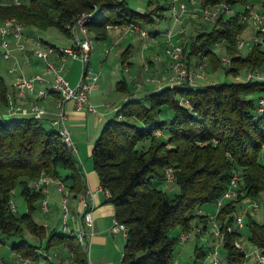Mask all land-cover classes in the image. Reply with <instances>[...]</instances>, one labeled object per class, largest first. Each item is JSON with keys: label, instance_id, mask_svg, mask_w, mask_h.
I'll return each instance as SVG.
<instances>
[{"label": "trees", "instance_id": "1", "mask_svg": "<svg viewBox=\"0 0 264 264\" xmlns=\"http://www.w3.org/2000/svg\"><path fill=\"white\" fill-rule=\"evenodd\" d=\"M221 3L231 8L244 5L245 10L228 16L221 13L211 29L199 31L189 43L183 42L188 65L196 56L218 68L221 58L214 46L227 41L232 57L227 72L236 76L243 67H263L262 44L253 45L246 54L236 47L237 37L247 27L242 18L248 13V0H203L209 6ZM152 5L153 0H149V9L139 10L127 0L0 3V21L15 18L27 27L55 26L69 34L79 17L89 15V31L97 39H106L108 25L137 23L147 28L171 8L170 1ZM130 55L128 47L122 53L123 60ZM117 89L128 91L127 81L119 80ZM260 92H264V78L163 85L142 97L132 95L104 122L94 141L92 157L100 184L107 192L106 200L115 206L116 220L128 228L123 264H172L180 235L192 232L195 218L204 223L211 221L199 209L222 197L235 174L239 175L236 194L225 200L215 219L223 235L225 264L245 262V249L235 244L241 237L235 223L239 205L259 201L264 192V111H259V99L264 95H257ZM7 96L8 85L0 75V103L5 106ZM51 119L8 117L0 110V232L16 239L11 249L23 257L40 260L43 246L49 249L63 245L74 262L88 264V250L74 233L58 227L48 230L35 218V203L43 193L36 191L32 183L42 171L63 177L75 194L86 188L82 164L65 145L59 130L50 124ZM169 169L179 186V192L173 195L160 187L167 182ZM18 187L28 205L22 214L11 207ZM245 214L249 217V241L264 253V223L253 218L249 209ZM175 227L180 228V234H170ZM28 233L40 243L33 242ZM208 251L196 246V264Z\"/></svg>", "mask_w": 264, "mask_h": 264}, {"label": "built area", "instance_id": "2", "mask_svg": "<svg viewBox=\"0 0 264 264\" xmlns=\"http://www.w3.org/2000/svg\"><path fill=\"white\" fill-rule=\"evenodd\" d=\"M172 11V18L175 22H180L183 16L187 15L190 11H199L202 13L201 19L205 21H211L216 19L221 13H228L231 11V7L225 3L218 4L216 6L204 5L203 0H170ZM1 4H21V0H0ZM248 13L242 18V21L246 24L253 26L255 30L250 38L239 35L236 39V47L242 49L245 46L264 44V11H255L248 7ZM89 20V15H83L79 17L77 21L70 26V35L73 37V43L67 46H57L53 43L40 39L37 41L38 46L28 49L21 38L26 34V26L23 22L11 18L4 21H0V34L1 45L5 48L3 55L5 58L10 59L13 57L9 43L12 39H17L18 46L23 52L25 57L30 62L31 57H36L38 60L46 64L45 72H37L31 76H27L24 73L17 75L13 81L17 95L20 98H31L29 104L17 102L13 95L7 96V111L3 113L6 116H33L35 118H43L47 116L50 111L45 106L44 102L50 96V94L56 95V107L57 111L55 116L51 119L50 124L57 128L61 134L62 140L65 145L76 151V142L73 139L71 130L67 125V114L65 111V105L68 101H73L75 105L80 109H87L90 112L96 113L98 108L95 104L90 102V93L95 88L100 78V73L92 70L90 66V58L93 50V38L89 34L90 31L86 25ZM122 25H108L107 28L119 29ZM127 32L138 33L142 37H152V31L146 27L131 23L125 25ZM178 32L184 34L185 27H181ZM166 35V47L165 52L170 59L171 75L165 79L166 81L161 85H169L171 87L178 84L198 85L197 77L201 74L194 73L187 68L185 61L184 46L180 41L174 40L173 27L167 28L164 32ZM78 59L83 62L84 69L83 74L79 81L72 85L70 81L64 75V64L68 59ZM221 60L224 64L230 65L232 63L231 56H222ZM17 67L14 70H17ZM254 78H264V74L257 71H250L242 80H250ZM148 81H154L152 78H148ZM162 81V80H161ZM188 103V100L184 101ZM259 111H264V96L259 99ZM239 175L235 174L231 180L229 188L224 195L217 199L215 205L219 210L225 203L227 198H230L236 194L235 187L237 186ZM174 181V175L172 170L169 169L167 174V182ZM33 188L36 191H41L43 197L40 199V208L44 211L51 210L50 206V191L51 187L55 186L60 194V208H61V227L65 232L74 233L80 244L87 249L90 246L89 237L93 235V231L88 229L93 223V214L90 208L89 190L87 188L74 193L69 184L63 177L53 176L45 171H42L40 175L33 181ZM76 202V203H74ZM74 204L77 205V209L74 208ZM11 207L16 210V205L11 199ZM260 205L257 201L252 205L253 210H258ZM236 226L241 227L244 224L243 215H236ZM113 232L117 233L123 231L127 233V226L116 220L111 226ZM232 226L228 227L231 230ZM213 234L222 243L223 235L220 229V225L215 221L213 225ZM191 236V233H182L180 235V241H186ZM236 246L242 247L240 240L235 241ZM18 254V253H17ZM211 257V264H224L222 258L218 252V246L214 249H209L208 253ZM256 264H264V253L257 249ZM18 257L24 261L25 264H35L30 257H23L18 254ZM72 264H77L73 261ZM204 264V263H200Z\"/></svg>", "mask_w": 264, "mask_h": 264}, {"label": "rangeland", "instance_id": "3", "mask_svg": "<svg viewBox=\"0 0 264 264\" xmlns=\"http://www.w3.org/2000/svg\"><path fill=\"white\" fill-rule=\"evenodd\" d=\"M129 4L138 9V7H143L147 8L149 0H127ZM169 2L170 0H153V5L151 7H154L158 2ZM22 4H29L30 0H21ZM236 10H245L244 5H235L233 8H231V11L228 13H225L227 16L234 13ZM255 11L262 12L263 10H258L253 8ZM164 13L170 17L172 16V11L170 9H167L164 11ZM187 15H190L189 18L185 19ZM187 15L183 16L180 20V24L178 26H172V22H167V20L163 21V19H159L155 25H149L147 27L148 30L150 31H156L159 26H161L162 30L165 31L164 29L175 27L174 30V35L178 32V30L181 27H185V32L184 34H180L179 37H182V40L180 42L183 44V42L189 43L193 36L197 34L199 31L203 29H211L213 26L214 20L211 21H205L201 19L202 13L199 11H190ZM244 16V15H243ZM164 17V16H163ZM173 18L171 17V20ZM170 24V26H169ZM247 29L245 34H241V36L248 37L250 38L252 34L254 33V29L252 25L247 24ZM253 30V33L251 31ZM109 30V29H108ZM28 31V32H27ZM110 31V30H109ZM119 35L118 38V43L110 42L109 40H105L103 38L97 39L95 35L90 32L89 34L93 38V50L91 53V58H90V66L93 71H104L105 73L101 75L102 79L105 80L106 84L113 83L111 80H114L110 78V75L112 72H116L114 76H116L117 73H120L119 79H125L128 84V89L129 91L134 89V78L136 77L140 82L138 83L140 86V83H147L149 84L150 82H147L146 80L148 78L154 79V81H160L159 75L156 72V69L146 71L143 69V63L145 62V58H152L156 59L158 56L161 57V60L158 63V67L161 66L162 63H166L167 58L163 53V48L165 51L166 43H164V40L166 42V35L162 34L159 35L155 38L152 37H142L138 33H131L127 32L126 27H120L116 31ZM179 33V32H178ZM1 34H0V75H2L7 82L13 83L15 77L17 75H20L21 73L26 74L27 76H31L37 72L43 73L45 72L46 64L44 62L43 65L36 66L34 64H30L28 62V59L25 57L23 52L20 50L17 42V39H12L11 42L9 43V48H11V51L13 53V57L10 59L5 58L3 55V51L5 48L1 45ZM43 39L45 41H48L50 43H53L57 46H67L71 45L73 43V37L70 34H66L62 32L59 28L55 26H50L47 29H39L34 26L27 27L26 26V34L24 35L23 38H21V41L25 43L28 49H32L33 47H37V41ZM130 44H134L133 47L130 48L131 55L128 59L132 58V61L134 64L132 65V69L129 72L126 70V67L123 65V57L121 55V52L119 53V49L121 48H128ZM146 44V46H145ZM165 44V45H164ZM264 47V44H262ZM128 46V47H127ZM253 45L245 46L242 49H239V51L242 54H246L248 50L252 47ZM132 49V51H131ZM215 52L219 55L221 58L222 56H230L229 52L227 51V41H222L220 43H217L214 46ZM106 53L108 54V59L105 60V55ZM166 53V52H165ZM167 55V54H166ZM168 56V55H167ZM34 59H37L36 57H33ZM169 58V57H168ZM20 60V65L17 67V70H14V68L17 66V61ZM38 60V59H37ZM170 61V59H169ZM185 61L186 60V55H185ZM220 65L218 68H213L212 66L208 65V62H201L198 57L192 56L191 57V62L188 65L187 63V68L193 71L194 73L201 74L202 76L197 77V79L200 80V78H203L205 75L208 77L207 80H215V82H229L235 79V75H233L230 72H227V68H229L230 65H226L222 62L220 59ZM66 63L67 66L70 67L69 70L66 68ZM64 64V73H68L65 75L68 80L70 78L77 79V81H73L70 83L72 85H75L79 79L81 78L83 74V69L84 65L83 62L78 60V59H68V62ZM170 66V62H169ZM71 70V71H70ZM261 71L264 74V66L263 67H243L240 71L239 74L236 75L238 78H244L246 74L250 71ZM171 71V68H170ZM167 73V71H166ZM241 73V75H240ZM171 75V74H170ZM133 76V77H132ZM158 78V79H156ZM198 81V80H197ZM200 82V81H199ZM114 84V83H113ZM116 90V89H115ZM117 91V90H116ZM120 92H125L124 90H120L118 94H115V97H113L112 101L117 102L118 97L121 95ZM118 95V96H116ZM257 95H264V92L257 93ZM49 97H54L53 94H50ZM45 106L49 109V101L44 102ZM158 134L162 135L160 132H157ZM87 158L85 161H80V163L86 165H90L93 167L94 161L92 157V151H90L87 155ZM66 171L64 170L62 174L64 175ZM161 188L167 190L170 194H175L179 192V186L175 182L171 183H163L160 185ZM52 188V187H51ZM54 197L50 195V206L51 210L49 211H44L40 208V201H37L35 204L37 206V209L35 211V218L43 223L48 230H51L54 227H58L59 230L62 231V225L60 222L61 219V208H55L53 206V200ZM13 200L16 205V212L18 214H22L27 211L28 205L25 197L20 193V188L18 187L16 191L14 192L13 195ZM257 200H248L239 205V215H243L244 218V224L240 227L241 231V237L240 241L243 245V248L245 249L246 253L248 254L245 263L243 262L242 264H256L255 260V251L257 250V247H255L250 241H249V227H248V221L249 217L248 215L245 214L246 209H249L252 211L253 218H255L257 221L264 223V192L262 193L259 201H257L260 205V208L258 210H253L252 205L254 202ZM60 205V204H59ZM211 206L214 207V203H208L205 204L204 206ZM115 220L112 221L110 227L114 224ZM199 222L198 218H195L193 222V227H195ZM170 234L172 235H178L180 234V228L175 227L170 231ZM192 236L188 239L187 242L181 243L176 247V251L174 253V259L172 264H196V254H195V248L197 245L203 246L205 249H214V247L217 245L218 246V252L220 257L222 258L223 263L225 264L226 262L224 261V248L222 246V243L219 241L218 238H216L213 234V225L212 221H210V225L208 227L207 231H204L203 235L199 237V235L192 230ZM28 237L35 243H40V240L37 237L32 236L31 234L28 233ZM116 241L115 245L113 246V250L115 253H120L122 252V247H123V241L121 240L122 238V233H117L115 235ZM16 241L15 238L13 237H8L0 232V264H2V259H5L8 263L10 264H25L22 259L18 257V254L15 253L16 256H14L12 249H11V244ZM87 250H90L89 247H87ZM42 254L44 256L41 257L40 260H44V262H48V260H53V263L59 264L60 259H67L69 257L68 251L63 247V245H57L50 247L49 249H46L44 246L42 247L41 250ZM49 257V258H47ZM35 264H40V260H36L35 258H31ZM200 263L204 264H211V257H209V254H207L202 260H200ZM199 263V264H200Z\"/></svg>", "mask_w": 264, "mask_h": 264}, {"label": "crops", "instance_id": "4", "mask_svg": "<svg viewBox=\"0 0 264 264\" xmlns=\"http://www.w3.org/2000/svg\"><path fill=\"white\" fill-rule=\"evenodd\" d=\"M247 7L250 8H255L258 10H263L264 9V0H248V4ZM139 10H146L149 9L147 8H143V7H138ZM171 17H168L165 13H164V17L162 18L163 21L167 20V22H172V26H178L180 24V22H175L173 19L171 20ZM190 15H187L185 17V19L189 18ZM170 26V24H169ZM175 28V27H174ZM173 28V29H174ZM248 27H246L247 29ZM246 29L244 30V32L242 33L245 34L246 33ZM109 34L108 37L105 39L106 41L109 40L110 42H114V43H118V40H120V38H118L119 34L116 32L117 29L115 28H110L109 29ZM166 31V29H164ZM252 30V29H251ZM158 31L157 33L155 32L154 34V38L159 35L162 36V34H164L165 31L162 30L161 26L158 27V29L156 30ZM28 32V31H27ZM162 33V34H161ZM251 33H253V30L251 31ZM180 33H176V35H174V40L176 41H180L182 40V37H179ZM164 43L165 40H164ZM134 45V44H133ZM132 44L129 45V47H133ZM165 45V44H164ZM146 46V44H145ZM128 47V46H127ZM127 48H121L119 49V53H122L126 50ZM132 51V49H131ZM163 53L167 58V61L165 64L162 63L160 67H158V63L161 60V57L158 56L156 59H152V58H145V62L143 63V69L146 71L149 70H153L156 69V72L158 73V75L160 76L159 79L160 81H148L150 82L149 84L147 83H140L139 86V80L135 77L134 80V89L131 91H125V92H120L121 95L118 97L117 102H113L112 99L113 97H115V94L120 91L117 89V82L120 80L119 79V75L120 73H117L116 76H114V74L116 72H112V74L110 75V78L114 79L111 80L113 83L110 84H106L105 80L102 79L101 73L104 74L105 72L100 70L97 71L98 73H100V78L98 80V83L96 84L95 88L93 89V91L90 93L89 96V100L90 102H92L93 104H95L98 108V111L96 113L90 112L88 111L86 108L85 109H80L78 108L75 103L73 101H68L65 105V111L67 114V125L71 130V134L73 136V139L76 142V151H75V155L76 157L80 160V161H85V159L87 158V154L92 151L93 148V144L95 139L98 137L100 130L104 124V122L109 119L110 117L114 116L117 109L124 103L126 102L132 95H135L136 97H142L152 91H155L157 89H159L162 85L161 83L165 82L170 74V66H169V58L166 55L164 48H163ZM108 59V54L106 53L105 55V60ZM68 62V61H67ZM30 64H34L36 66L39 67V65H43V63L40 60L34 59L33 57H31L30 59ZM17 64L20 65V60L17 61ZM68 63H66V69L69 70L70 67L67 66ZM91 64V62H90ZM134 64V62L132 61V58L130 59H126L123 60V65L124 67H126V70H128L129 72L132 69V65ZM71 71V70H70ZM167 71V73H166ZM65 75L69 74V72L64 73ZM241 75V73H240ZM133 77V76H132ZM5 79V78H4ZM158 79V78H156ZM208 77L205 75L203 78L197 79L198 80V85H203V84H209V83H213L215 82V80H207ZM162 80V81H161ZM234 80H240L238 78V76H235ZM232 80V81H234ZM7 85H8V95H13L17 102H21L24 104H29L31 101L32 97L29 98H20L17 95V91L15 86H13V83H9L7 82V80L5 79ZM71 82H75L77 81V79L74 78H70ZM200 81V82H199ZM117 91H116V90ZM118 96V95H116ZM56 99L57 96L54 95V97H48L46 100L49 101V111L50 113L47 115L48 118H53L55 116V112L57 111V107H56ZM0 110L2 111V113H6L7 111V107L5 105H3L2 103H0ZM83 169L85 172V178H86V188L89 190V201H90V208L92 210V214H93V223L91 226L88 227V229L93 231V235L90 236L89 242H90V246L88 250V264H123V251H124V245L126 242V233L123 231H119L117 233H122V238L121 240L123 241V247H122V252L120 253H115L114 250L112 249L113 246L115 245V241H116V237L115 235L117 233L113 232L110 225L112 223L113 220H115V206L113 203L108 202L107 199V192L102 188L101 184H100V180H99V176L96 172V170L94 169V165L93 167H91L90 165H86L85 162L83 164ZM50 195H52L53 200V206L56 208H60V194L58 193L57 189L55 186H52L51 191H50ZM76 203V202H74ZM74 208L77 209V205L74 204ZM218 212V209L214 203V207L211 206H202L199 209V213L200 214H206L209 218H211L212 221V225H214L216 219H215V215ZM195 220V219H194ZM192 221V225L193 222ZM200 223H198L195 227H193V230L199 235V237H201V235H203L204 231H207L208 228H204V225H208L210 222L208 223H204L202 221H199ZM46 225V224H45ZM210 225V224H209ZM208 225V227H209ZM192 234V232H191ZM192 236V235H191ZM190 236V237H191ZM215 236V235H214ZM188 239L186 241H183L181 243L187 242ZM69 253V257L67 259H60V263L59 264H72L73 260H72V254L71 252L65 247L63 246ZM211 249V247L209 248ZM14 256L15 253L12 250ZM248 256V254H247ZM49 258V257H47ZM255 260H256V254H255ZM245 263V262H244ZM2 264H10L8 263L5 259H2ZM40 264H55L53 263V260H48V262H44V260H40Z\"/></svg>", "mask_w": 264, "mask_h": 264}]
</instances>
